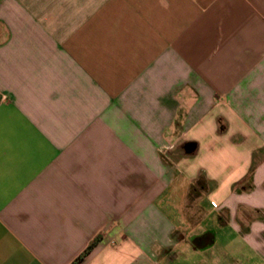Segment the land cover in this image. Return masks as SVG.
I'll return each mask as SVG.
<instances>
[{"label":"crops","instance_id":"0c3cea01","mask_svg":"<svg viewBox=\"0 0 264 264\" xmlns=\"http://www.w3.org/2000/svg\"><path fill=\"white\" fill-rule=\"evenodd\" d=\"M0 264H264V0H0Z\"/></svg>","mask_w":264,"mask_h":264}]
</instances>
